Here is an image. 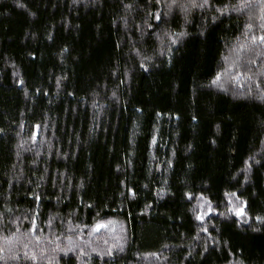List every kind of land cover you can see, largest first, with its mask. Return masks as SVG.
<instances>
[{
    "label": "trees",
    "instance_id": "16d2710c",
    "mask_svg": "<svg viewBox=\"0 0 264 264\" xmlns=\"http://www.w3.org/2000/svg\"><path fill=\"white\" fill-rule=\"evenodd\" d=\"M261 36L264 0H0V264H264Z\"/></svg>",
    "mask_w": 264,
    "mask_h": 264
},
{
    "label": "snow or ice",
    "instance_id": "6c2138e0",
    "mask_svg": "<svg viewBox=\"0 0 264 264\" xmlns=\"http://www.w3.org/2000/svg\"><path fill=\"white\" fill-rule=\"evenodd\" d=\"M156 18L159 19L160 17L157 16ZM260 40H261L262 42H264V36H261V37H260ZM237 214L239 215L240 213H237ZM100 226H102V225H100ZM98 227H99V226H98ZM0 251H2V249H0Z\"/></svg>",
    "mask_w": 264,
    "mask_h": 264
}]
</instances>
